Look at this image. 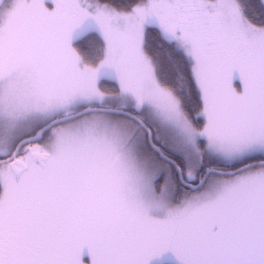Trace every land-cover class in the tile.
<instances>
[{
    "label": "snow or ice",
    "instance_id": "obj_1",
    "mask_svg": "<svg viewBox=\"0 0 264 264\" xmlns=\"http://www.w3.org/2000/svg\"><path fill=\"white\" fill-rule=\"evenodd\" d=\"M0 264H264V0H0Z\"/></svg>",
    "mask_w": 264,
    "mask_h": 264
}]
</instances>
